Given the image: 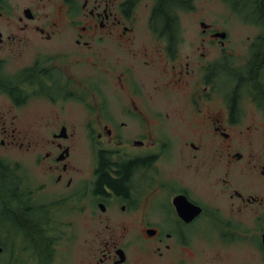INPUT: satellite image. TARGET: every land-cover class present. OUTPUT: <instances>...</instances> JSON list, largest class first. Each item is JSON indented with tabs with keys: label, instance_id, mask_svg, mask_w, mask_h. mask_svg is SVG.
<instances>
[{
	"label": "flooded vegetation",
	"instance_id": "flooded-vegetation-1",
	"mask_svg": "<svg viewBox=\"0 0 264 264\" xmlns=\"http://www.w3.org/2000/svg\"><path fill=\"white\" fill-rule=\"evenodd\" d=\"M183 17L198 22L199 47L181 37ZM18 123L44 139L16 142ZM0 136V148L46 166L22 189L0 157V212L14 228L0 257L13 242V264H28L29 245L34 264H54L55 238L75 228L95 241L86 264H161V246L190 245L197 223L237 232L230 242L264 260V0H0ZM88 146L90 162L74 167Z\"/></svg>",
	"mask_w": 264,
	"mask_h": 264
},
{
	"label": "rangeland",
	"instance_id": "rangeland-1",
	"mask_svg": "<svg viewBox=\"0 0 264 264\" xmlns=\"http://www.w3.org/2000/svg\"><path fill=\"white\" fill-rule=\"evenodd\" d=\"M206 2V0H203ZM222 12V7L219 3L215 2L213 5V15L209 18L208 22L209 23H214L213 19L214 17L218 16ZM216 26H223L224 22L221 21H216L215 22ZM232 35H238L239 29V23L238 21L234 22L232 24ZM179 32L181 34V37L184 39L186 45H191L193 47L200 45V36H197L199 34V25L198 22L195 23L194 21L188 20L187 18L183 17L179 21L178 25ZM186 36L188 37V40L191 41L192 43H189L186 40ZM197 37V38H194ZM240 38V37H239ZM238 38V39H239ZM185 44H181V48L184 49L186 48ZM193 44V45H192ZM63 45H66L65 41L63 42ZM57 46V43L53 44L52 48H49V50L53 51H58L55 49ZM211 52L212 56H215L219 53L218 47L215 49H209ZM189 52V49H188ZM198 54V52H197ZM199 55V54H198ZM210 56V55H209ZM211 57V56H210ZM23 61H29V54H27V51L23 53L21 56ZM14 59H12L13 62ZM4 67V66H2ZM3 72L5 69H3ZM110 92L109 90H107ZM84 108V113L85 117L87 120H92L88 119L91 117V114L89 113V109L87 107ZM75 110H80L78 106L74 108ZM18 125H20L18 123ZM18 129H16V142H23L27 143L28 141H41L44 139V136H37L34 133H27V129L20 125ZM7 127V126H6ZM70 130H73L70 127ZM77 131V130H76ZM8 133L5 134V138L7 141L9 138L7 137ZM78 136V133H72V139L74 137ZM46 137V136H45ZM1 140V136H0ZM76 148L80 150V146H78V142L76 143ZM47 150V149H45ZM44 149H37V151H40L42 153L45 152ZM32 153V152H31ZM84 155L87 157L80 158V153H78V150L75 153V160L76 163L71 162L74 167H78L79 163H89L90 158L93 156V152L90 146L86 148L84 151ZM0 157L2 160L5 162V173H8L10 175H15L14 172H17L19 177H20V185L22 189H28V188H33L35 186V180H37L36 175H39L38 178L41 179L42 175H44L46 171V166H37L36 162L34 161V158L29 157L28 155H20L19 153H16V150L9 149V147H2L0 148ZM13 160H19L21 166L19 168V171H14V168L12 167V164L14 163ZM35 162V163H34ZM44 180V179H41ZM192 179H189L188 182L190 183ZM15 186H19L18 183L12 184V188ZM55 191L53 189H50L46 193H54ZM46 195V194H45ZM161 195V194H160ZM49 196V195H46ZM165 193H162L161 200H165ZM163 209V208H162ZM160 210L158 206H154L151 211V215L154 217L161 218L163 220L165 214L163 210ZM54 214L58 218H67L69 217L70 219H75L76 214L73 212L69 211H55ZM89 212H86L85 216L83 218H80L81 221H83V224L85 226L89 225L91 221H88L89 217ZM152 218V217H150ZM9 221H12V217L5 212H0V243L3 241V245H7L6 241V234L5 232L11 233L12 230H14L13 227L5 226L6 223ZM165 226V225H163ZM3 228V230H2ZM188 231V239L191 242L190 245H184L183 247H177V245H172L173 243L170 242L171 244V249L168 251L166 247L163 245L161 246V264H178L176 263V257L180 255L183 258L182 260H186L189 264H264V260L260 257L261 261H258L255 258V256H252L251 250L246 247H236L235 244H232L230 242L231 239H236L239 240L240 236L237 234V232L233 233H224L223 235L220 234V231L216 228H214L211 225L205 224V226H202L200 223L194 224L192 226L186 227ZM169 229H166L168 232ZM56 231V229H55ZM52 235V234H51ZM62 235V234H61ZM77 236H78V230L75 228L73 230L69 231V235L65 237L64 240L62 238H55L54 243V249L51 252V255H53L52 260H54V264H83V263H88V260H90V256L88 255V252L92 249V247L95 244L94 238L91 237L89 238V233H85V237L80 239V241H77ZM56 237V236H55ZM6 238V239H5ZM255 235L248 236L246 239L250 242L253 243L255 241ZM5 240V241H4ZM22 241V240H21ZM210 243H209V242ZM19 242V241H18ZM219 242V243H218ZM230 243V244H229ZM30 243L25 245H29ZM223 244V245H221ZM224 244H228L224 246ZM258 244V243H257ZM13 242L11 243V248H6L8 252L0 257V264H13V254H19L18 248H15L13 251ZM65 246L66 247H74L75 252H66L65 251ZM187 248H190L187 250ZM5 249V251H6ZM32 247L30 245L28 246V251L27 252H22L24 256H27V263L28 264H34V259L31 253ZM185 251V252H184ZM159 252V251H158ZM156 249L152 253V255L158 254ZM165 259V260H164ZM22 263L24 264V260L20 259Z\"/></svg>",
	"mask_w": 264,
	"mask_h": 264
},
{
	"label": "trees",
	"instance_id": "trees-1",
	"mask_svg": "<svg viewBox=\"0 0 264 264\" xmlns=\"http://www.w3.org/2000/svg\"><path fill=\"white\" fill-rule=\"evenodd\" d=\"M129 172V166L128 168L125 167L123 174H127ZM3 175V170L2 167L0 166V177H2ZM104 182L107 184H109L110 187H112L114 190L118 191V192H125L124 186L122 185V181L120 180H110L108 179L106 176L103 178ZM16 219L23 224L24 226H28V228L30 229L29 223L24 219L23 215H20V213H16ZM32 229V228H31Z\"/></svg>",
	"mask_w": 264,
	"mask_h": 264
}]
</instances>
